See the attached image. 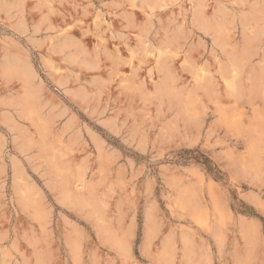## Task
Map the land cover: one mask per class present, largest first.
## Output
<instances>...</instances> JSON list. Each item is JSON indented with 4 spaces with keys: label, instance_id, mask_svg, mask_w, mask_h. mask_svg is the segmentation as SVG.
Returning a JSON list of instances; mask_svg holds the SVG:
<instances>
[{
    "label": "rangeland",
    "instance_id": "rangeland-1",
    "mask_svg": "<svg viewBox=\"0 0 264 264\" xmlns=\"http://www.w3.org/2000/svg\"><path fill=\"white\" fill-rule=\"evenodd\" d=\"M155 1L0 0V264H264V0Z\"/></svg>",
    "mask_w": 264,
    "mask_h": 264
},
{
    "label": "bare ground",
    "instance_id": "bare-ground-1",
    "mask_svg": "<svg viewBox=\"0 0 264 264\" xmlns=\"http://www.w3.org/2000/svg\"><path fill=\"white\" fill-rule=\"evenodd\" d=\"M157 3V0L155 1V4ZM119 4V3H118ZM153 5V4H152ZM155 6V5H154ZM154 6H152V7H154ZM121 7V6H120ZM131 24V23H130ZM154 33V32H153ZM215 39V38H214ZM165 40V39H164ZM169 40V39H168ZM217 41V40H216ZM219 41H220V39H219ZM154 42V41H153ZM164 42V41H163ZM217 43V42H216ZM162 44V43H161ZM165 45V44H164ZM177 45V44H176ZM214 46V45H213Z\"/></svg>",
    "mask_w": 264,
    "mask_h": 264
},
{
    "label": "trees",
    "instance_id": "trees-1",
    "mask_svg": "<svg viewBox=\"0 0 264 264\" xmlns=\"http://www.w3.org/2000/svg\"><path fill=\"white\" fill-rule=\"evenodd\" d=\"M191 151H187V153H190ZM204 165H207L206 162L203 163ZM208 170H210V168H208Z\"/></svg>",
    "mask_w": 264,
    "mask_h": 264
}]
</instances>
